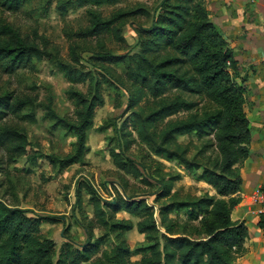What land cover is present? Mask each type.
Returning a JSON list of instances; mask_svg holds the SVG:
<instances>
[{
  "label": "trees",
  "instance_id": "1",
  "mask_svg": "<svg viewBox=\"0 0 264 264\" xmlns=\"http://www.w3.org/2000/svg\"><path fill=\"white\" fill-rule=\"evenodd\" d=\"M30 1L0 0V8L16 13ZM120 1L123 0H75L73 8H88V28L76 34V37L98 38L110 33L120 40L121 22L133 15H145V12L118 13L105 19L99 10L92 9ZM161 1L150 27L135 31L138 37L144 39L138 55L100 56V61L110 66L128 64L132 92H129L127 109L131 111L132 119L124 122L117 131V145L122 142L124 148L128 149L133 143L131 134L124 130L130 124L140 141L150 147L156 156L176 162L194 175L201 171L196 176L197 181L210 187L214 195H204L193 202H171L161 208L160 226L164 234H159L152 209L143 201H135L136 196L127 195L125 184L120 186L124 195H118L111 202L97 198L90 187L86 188V193L93 204L97 222L115 234L119 242L106 264H129L126 257L131 255H142L139 264H235L246 254L245 243L248 239L244 222L231 220L232 212L241 203L240 172L249 157L252 141L250 123L245 113L247 80L241 78L233 51L210 20L202 0ZM58 9L64 15L67 5L61 4ZM44 57L43 51L25 42L12 28L0 26V72L12 75ZM59 66L70 83H88L89 86L86 96L69 92L76 106L73 124L58 118L50 108L47 110L57 126L76 138L73 154L59 162L63 168L83 163L87 131L92 127L95 110L103 100L100 82L95 75L67 65ZM173 91L179 94L168 98L167 93ZM147 94L155 101L163 98L148 115L139 107V102ZM183 94L205 100L212 109L201 116L193 113L197 104L184 99ZM30 104L28 100L12 104L9 97H0V122L5 116L18 115ZM182 112L188 114L185 120H170L163 130H157L160 122ZM114 129L117 130L115 126ZM193 134L200 139H209L207 145L214 143L215 156L207 158L206 167L197 160L200 156L205 157V150H200L198 157L188 159V148L176 142L177 137ZM26 146L27 138L23 132L0 125L1 148L19 158L24 155ZM109 155L119 171L136 178L142 177L143 167L138 168L115 149ZM177 178L164 185L160 198L169 197L170 183ZM120 212L141 220L136 229L148 242L144 250L132 252L125 246L123 235L133 226L129 222L114 221V214ZM172 213L178 219L183 213L187 221L171 219L169 216ZM29 214V211L11 208L0 201V264H54L55 244L41 236V225L55 223L56 220L30 217ZM91 252L92 249L87 254L68 250L55 264L88 262ZM104 255L106 258L109 256L107 253Z\"/></svg>",
  "mask_w": 264,
  "mask_h": 264
},
{
  "label": "rangeland",
  "instance_id": "2",
  "mask_svg": "<svg viewBox=\"0 0 264 264\" xmlns=\"http://www.w3.org/2000/svg\"><path fill=\"white\" fill-rule=\"evenodd\" d=\"M74 1L31 0L16 13L0 8V26L12 28L25 42L36 45L45 53L41 61L35 60L12 75L0 72V97H9L12 104L19 100L31 103L18 115L5 116L0 122V125L23 132L27 138L22 157L15 158L0 147V201L11 208L29 211L30 217L56 220L55 223L41 225V236L55 244L54 264L68 250L87 254L90 249L89 261L80 264H106L119 242L115 234L97 222L93 204L86 193L87 187L92 188L97 198L111 202L118 195H124L120 186L125 184L127 195L136 196L135 201H143L152 209L159 234H164L160 226L161 208L171 202H193L204 195L213 196L214 192L206 184L197 181L196 176L201 171L194 175L178 163L156 156L150 147L140 141L130 124L124 130L131 134L133 143L128 149L124 148L122 142L117 145V131L124 122L132 119L131 111L127 109L129 92H132L128 64L110 66L101 62L100 56L138 55L144 39L138 37L135 31L150 27L155 10L162 1L123 0L114 5L92 8L99 10L105 19L118 13L145 12V15H133L121 22L120 40L110 33L98 38L76 37V34L88 28V8H73ZM202 1L208 11L206 0ZM61 4L67 5L64 15L58 9ZM6 38L9 40V37ZM236 62L241 70V78L248 81L245 112L250 121L251 134L258 145L264 144V68L257 83H254L249 80L258 73L256 66L248 61ZM59 64L95 75L100 82L103 100L102 105L95 110L92 127L87 131L83 163L63 168L59 162L73 154L76 138L57 126L48 116L47 110L50 108L58 118L73 124L76 106L69 92L86 96L89 86L88 83H70L59 69ZM258 86L260 91L256 89ZM177 94L173 91L166 96L172 98ZM182 97L197 104L193 113L199 116L212 109L205 100L186 94ZM161 99L155 101L147 94L139 102V107L148 115L157 108ZM187 116V113L182 112L160 122L157 130H163L170 120L182 121ZM207 140L194 134L176 138L178 145L188 148V159L198 157L200 150L206 151L205 157L197 159L203 167H206L207 158L215 156L214 143L207 145ZM112 149L129 158L138 168L143 167L142 177L136 178L119 171L109 155ZM172 178L177 179L170 183L169 197L160 198L164 185ZM169 217L178 219L173 213ZM114 219L129 222L133 226L131 231L123 235L124 244L130 251H141L147 247L146 237L136 229L141 220L123 212L115 213ZM178 220L183 222L187 218L182 213ZM261 241L262 249H258L253 256L255 264H259L260 257L264 258V240L261 238ZM105 253L109 255L107 258ZM141 257L131 255L126 258L129 264H139Z\"/></svg>",
  "mask_w": 264,
  "mask_h": 264
},
{
  "label": "crops",
  "instance_id": "3",
  "mask_svg": "<svg viewBox=\"0 0 264 264\" xmlns=\"http://www.w3.org/2000/svg\"><path fill=\"white\" fill-rule=\"evenodd\" d=\"M205 2L211 12L210 20L228 42L235 61H248L256 66L258 73L249 81L257 83L259 74L263 73L261 69L264 68V0ZM256 89L261 90L259 86ZM251 137L250 154L240 172L241 203L231 214L232 221L244 222L248 230L246 254L235 264H255L253 256L258 249H262L261 238L264 240L252 203L253 192L264 184V144L258 145L252 134ZM259 264H264L263 257H260Z\"/></svg>",
  "mask_w": 264,
  "mask_h": 264
},
{
  "label": "built area",
  "instance_id": "4",
  "mask_svg": "<svg viewBox=\"0 0 264 264\" xmlns=\"http://www.w3.org/2000/svg\"><path fill=\"white\" fill-rule=\"evenodd\" d=\"M252 203L255 207V216L258 219V224L264 236V184L253 192Z\"/></svg>",
  "mask_w": 264,
  "mask_h": 264
}]
</instances>
